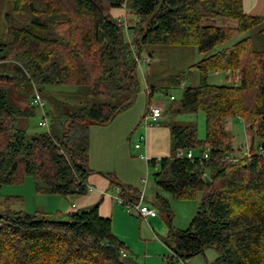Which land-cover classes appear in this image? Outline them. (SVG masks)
<instances>
[{
	"label": "trees",
	"instance_id": "obj_1",
	"mask_svg": "<svg viewBox=\"0 0 264 264\" xmlns=\"http://www.w3.org/2000/svg\"><path fill=\"white\" fill-rule=\"evenodd\" d=\"M10 1L19 21L7 17L10 40L0 42V82L23 78L31 95L37 88L49 102V129L28 133L26 120L37 109L31 98L22 109L0 87V186L31 176L37 193L86 194L88 128L108 123L134 97L137 63L130 44L139 56L145 49L149 58L154 46H194L204 54L190 65L199 71V84L185 87L168 111H203L205 137L198 138L192 124L170 125V154L149 163L156 167L152 179L161 192L175 199L201 196L185 229L171 225L169 199L155 196L170 225L164 240L184 261L213 247L218 256L210 264H264V154L259 150L264 141L239 156L225 129L226 119L238 116L252 139L264 138V17L245 13L242 0ZM123 2L127 15L139 17L127 22L133 36L128 42L110 12ZM245 33L250 34L241 38ZM217 71L230 73L237 83L208 84L207 74ZM65 85L76 87L78 102L45 91ZM146 91L150 98L149 84ZM195 148L205 150L201 156H178ZM130 191L120 186V197L135 201L138 195ZM13 199L21 200L7 196L4 201ZM122 252L128 255L98 203L67 213L0 212V264H125Z\"/></svg>",
	"mask_w": 264,
	"mask_h": 264
},
{
	"label": "rangeland",
	"instance_id": "obj_2",
	"mask_svg": "<svg viewBox=\"0 0 264 264\" xmlns=\"http://www.w3.org/2000/svg\"><path fill=\"white\" fill-rule=\"evenodd\" d=\"M7 17L12 18V23H17L19 21V17L14 14L12 10L11 1L0 0V42L2 43L10 40V35L7 32ZM138 20L139 17L135 14H129L126 18L128 25H132ZM248 34L250 33H245L240 37H245ZM124 35L127 42L133 41L131 30L130 39H128L126 34ZM149 50L154 51L151 59L148 57L145 49L144 51H141L140 55L146 59V62L141 61V68L138 65L136 67L137 86L130 105L134 102L137 95L142 96L144 103L146 102L148 94L145 90L144 82H147V84L155 87V92L150 98L148 97V99L152 103L155 102L167 106V109L178 101L185 87H195L199 84V71L195 67H190V65L202 59L204 54L199 53L194 46H154L149 48ZM149 60L151 61L149 62ZM11 67L12 66H10L9 69ZM17 69L20 73L26 75L24 70L19 67H17ZM10 71L12 72V70ZM10 71L7 70L11 75L12 73H10ZM206 81L208 84L215 85H233L237 83V80L234 79L230 73L225 71L209 72ZM0 87L9 90L10 100L17 107L22 109L28 107V101L26 98H31V85L25 79L18 78L15 83L0 82ZM45 89V91L51 96L70 103H76L80 100V97L76 95V87L74 86H47ZM170 95H173L175 99L171 100ZM48 106L49 102H46V111H48ZM127 108L128 107L118 111L116 115ZM121 118L123 117H118L113 123L115 126L121 127L118 135L119 141L117 143H123L124 140L126 144H130V150H132L130 153L133 154L132 156H135L137 150H135L134 144L138 141L140 132L142 133L143 131L141 122H139L138 126H132L129 130V124L128 126L124 125L125 121H122V124L120 125H116ZM40 120V111L36 109L34 116H31L26 120V124H28L27 132L32 134L44 130V128L39 125ZM167 124H192L196 128L198 138L204 139L205 137V114L201 110L195 113L181 114H171L167 112L164 121H162V125ZM225 129L231 136L233 148L240 149L237 151L239 156L245 155L249 146L253 145L257 147V145H261L264 141V138L258 136H255L254 139H252L251 135L245 131L244 123L238 116H232L226 119ZM204 150L205 148H202V150L200 148H195L187 150L185 153H191V157H196L201 156V152ZM154 171L155 170L150 167L149 178L153 185H155L152 179ZM163 194L167 195L166 193ZM7 196L19 197L21 200L18 201L17 199H13L6 203L4 198ZM167 196L169 197V195ZM200 196L201 194L197 193L195 197L189 199H175L169 197L170 208L173 213L171 225L174 228H187L197 211ZM63 202L67 201H65L64 197L60 195L37 193L31 176H26L24 180L18 184H3L0 186V212L6 209H11L23 210L28 213H33L35 210L53 213L57 209H64L67 203L65 204ZM151 208L154 209L156 213L159 212L157 207L151 205ZM165 222L168 224L166 217ZM217 256V250L213 247H208L204 249L202 253L188 258V261L190 264H210Z\"/></svg>",
	"mask_w": 264,
	"mask_h": 264
},
{
	"label": "crops",
	"instance_id": "obj_3",
	"mask_svg": "<svg viewBox=\"0 0 264 264\" xmlns=\"http://www.w3.org/2000/svg\"><path fill=\"white\" fill-rule=\"evenodd\" d=\"M242 7L244 12L249 15L264 17V0H242ZM110 12L113 17H118L123 13L121 8H113ZM144 83L146 90L148 84ZM149 86L152 88L151 94H153L155 88ZM151 104L162 108V116L158 119L157 124L147 127L142 133L140 132L138 141L135 142L140 146L139 148L134 147L137 153L132 156L130 144H126L124 140L123 143H117L121 127L115 126L113 123L118 117H123L116 125L125 121L124 125L128 126L129 124L130 130L132 126H138L147 107ZM166 107L155 102L152 103L148 96L144 103L143 97L137 95L127 109L119 112L108 123L91 124L88 128V167L91 172L87 176V186L90 189H87L86 194L80 196L64 197L67 202L63 203H67L66 206L63 210L57 209L67 213L86 209L98 203L99 214L111 219L112 231L123 242L127 254L142 264H190L188 260L168 259L172 250L166 244L164 237L170 233V225L165 222L164 214L155 204L157 194L164 197L168 194H163L149 178L151 167L149 161L170 154V125H162L166 113H170ZM141 134L144 135V139H140ZM140 153L144 154L146 159L140 157ZM189 154L191 157V153ZM155 169L156 167H153V170ZM146 176V183L143 186L141 179ZM120 186L133 189L130 192L136 195L144 189V203L149 207L151 205L157 207L159 212L154 216L143 218L134 208L125 207L119 202ZM167 198L169 199L168 196Z\"/></svg>",
	"mask_w": 264,
	"mask_h": 264
},
{
	"label": "built area",
	"instance_id": "obj_4",
	"mask_svg": "<svg viewBox=\"0 0 264 264\" xmlns=\"http://www.w3.org/2000/svg\"><path fill=\"white\" fill-rule=\"evenodd\" d=\"M121 8H122L123 14L121 16L116 17V20L119 23V25L122 26V28L126 32L127 37L129 38L130 32L128 30V25H127V21H126L128 9L126 7L125 2L122 3ZM130 50H131V54L134 57L137 65L140 66V68H141L140 62L141 61L146 62V59L144 57L137 55L135 47L133 44H130ZM173 98H174V96L170 95V99L172 100ZM31 102L40 111L41 120L39 122V125L42 128L48 130L49 129V119H48L47 112H46V101L44 100L40 91L37 88H33V92L31 95ZM162 111H163L162 108L158 105H154V104L149 105L147 107L144 115L141 118L142 129L145 130L147 127L152 126L154 124H157L158 119L162 116ZM140 139H144L143 134L140 135ZM139 146H140L139 143L134 144L135 148H139ZM259 150L261 153L264 154V148L263 147L260 148ZM184 155L188 158H191L189 153H185L182 151L178 152V156H184ZM139 156L146 159V156L144 154L140 153ZM206 156H207L206 153H204L203 157H206ZM233 161H235V160L233 159ZM146 179H147V176L141 179V183L143 184V186L146 183ZM87 189L89 190L90 187L87 186ZM143 192H144V189H142L138 193V196H137L135 201H131V200H127V199L119 197V202L122 203L127 208H134L140 214V216H142L143 218H146L148 216H154L156 214V211L144 203ZM122 254L125 255L124 252H122ZM168 259L169 260H176L177 256L172 251L171 254L169 255ZM177 260H179V259H177Z\"/></svg>",
	"mask_w": 264,
	"mask_h": 264
},
{
	"label": "water",
	"instance_id": "obj_5",
	"mask_svg": "<svg viewBox=\"0 0 264 264\" xmlns=\"http://www.w3.org/2000/svg\"><path fill=\"white\" fill-rule=\"evenodd\" d=\"M262 147L264 148V143L262 144ZM205 179L208 180V178L205 176ZM122 261L125 264H142L141 262L137 261L135 258H133L131 255H125L122 257Z\"/></svg>",
	"mask_w": 264,
	"mask_h": 264
}]
</instances>
